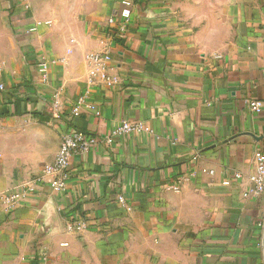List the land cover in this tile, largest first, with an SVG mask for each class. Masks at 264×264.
Segmentation results:
<instances>
[{"label":"crops","instance_id":"obj_1","mask_svg":"<svg viewBox=\"0 0 264 264\" xmlns=\"http://www.w3.org/2000/svg\"><path fill=\"white\" fill-rule=\"evenodd\" d=\"M122 1L0 0V264H264V194L224 184L264 152V0H132L124 37L107 21ZM123 120L149 130L109 144ZM68 128L98 145L72 157L59 193L43 170Z\"/></svg>","mask_w":264,"mask_h":264},{"label":"built area","instance_id":"obj_2","mask_svg":"<svg viewBox=\"0 0 264 264\" xmlns=\"http://www.w3.org/2000/svg\"><path fill=\"white\" fill-rule=\"evenodd\" d=\"M133 1L132 0H123L121 11L115 15L111 16L108 21V26L110 31H116L117 35L124 37L128 31V25L132 22L133 19ZM36 27H32L30 32L36 31ZM88 59L99 65L105 66L108 62L112 60L111 55L108 52H91L88 55ZM37 69L44 81L48 80L49 69L48 62L44 59H40L37 62ZM101 78L109 85L115 84L117 78L112 77L106 72V68L103 69L101 73ZM4 86L0 85V90H3ZM85 102L84 98L81 97L79 101L74 105L70 111L71 117L79 116L81 113V105ZM246 104L248 109L252 112L260 114L262 112V102L259 100H247ZM61 103L58 97L52 104L51 113L52 116L57 117L63 112L61 108ZM88 108H93L92 105H88ZM70 117V119H71ZM149 128L145 126L142 121H130L123 120L120 125L115 129V131L108 137L107 142L112 144L117 138L123 137L132 133H138L142 131H148ZM98 139L95 135L88 134L80 129L68 128L62 135V141L59 148V151L54 159V161L44 167V174L52 175L53 178L50 181L51 187L54 191L59 193L63 192L67 187L68 179L71 176V170L69 165L71 159L74 155L79 153H88L94 147H97ZM38 180H43L42 177ZM233 181L242 182L248 181L249 186L243 190V196L245 198L251 197H260L264 194V152L257 150L255 152V171L246 176L242 172H238L232 179L225 180V185H230ZM169 189L178 190L177 186H169ZM27 193L24 191L22 193L13 192L1 196V200L8 206V208L14 207L23 199ZM119 201L123 205H127V202L123 196H119ZM86 225L80 222H71L68 224L69 230L80 231L84 230ZM42 258L47 261L49 255L47 251H43Z\"/></svg>","mask_w":264,"mask_h":264},{"label":"rangeland","instance_id":"obj_3","mask_svg":"<svg viewBox=\"0 0 264 264\" xmlns=\"http://www.w3.org/2000/svg\"><path fill=\"white\" fill-rule=\"evenodd\" d=\"M216 9L204 7V8H199V7H194V8H188L187 11L189 14H191L193 17H203V16H211L213 14V11Z\"/></svg>","mask_w":264,"mask_h":264}]
</instances>
